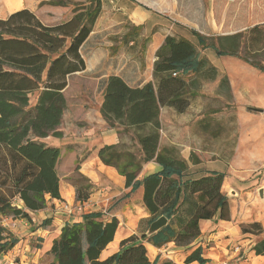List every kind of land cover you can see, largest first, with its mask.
I'll list each match as a JSON object with an SVG mask.
<instances>
[{
	"label": "trees",
	"instance_id": "16d2710c",
	"mask_svg": "<svg viewBox=\"0 0 264 264\" xmlns=\"http://www.w3.org/2000/svg\"><path fill=\"white\" fill-rule=\"evenodd\" d=\"M69 4L70 14L52 23L42 21L28 8L0 18V217L31 221L29 212L45 207L46 196L60 198L55 169L60 148L44 139L60 138L62 134L58 126L66 108L63 90L68 76L85 68L81 46L100 15L102 0H42L38 6ZM257 28L253 25L233 33L204 35L188 27L196 44L184 36L166 35L155 52L153 81L130 86L119 75L107 76L99 107L101 116L109 129L128 136L136 148L125 143L106 144L98 149V157L113 166L129 188L116 202L142 187V203L149 217L139 236L122 239L117 251L101 259V251L114 238L118 219H104L101 211L84 212L81 221L65 223L52 240L51 264H157L156 258L149 262L144 241L155 247L168 242L183 247L184 264L209 262L195 241L200 220L229 219L227 198L221 192L225 174L216 170L192 172L189 163L199 162L197 157L187 160L174 146H161L160 109L185 111L190 99L199 94L200 80L216 78V67L196 45L218 56L240 58L264 72V64L239 54L248 33ZM139 30L140 26H131L123 41L132 39ZM254 41L257 43L250 37L251 45ZM218 89L230 92L226 75L219 78ZM35 91V102L30 105L29 94ZM150 161L159 170L138 178L142 164ZM76 182V200L82 202L89 196L91 185L84 178ZM160 215L168 219L167 225L146 236L148 225ZM50 221L46 217L37 227ZM240 228L242 233L261 232L258 222L241 224ZM17 241L0 223V255ZM251 249L257 255L264 254V238L255 241Z\"/></svg>",
	"mask_w": 264,
	"mask_h": 264
},
{
	"label": "crops",
	"instance_id": "0c3cea01",
	"mask_svg": "<svg viewBox=\"0 0 264 264\" xmlns=\"http://www.w3.org/2000/svg\"><path fill=\"white\" fill-rule=\"evenodd\" d=\"M40 1L42 0H19V4L15 6H4L3 1L4 7L2 6V10H0V18L21 8H28L36 13L35 8ZM110 6L107 1L102 0L100 15L81 46L85 57V68L70 74H84L92 78L95 84L94 92L99 94V101H97V105H66L58 126V130L62 132L60 138L48 136L44 139L47 144L60 148V155L55 165L59 177L60 198L46 196L45 207L29 212L32 223L33 221L39 223L46 217L51 218L48 225L34 228L31 221H27L25 226L29 228L27 237L40 235L43 241L49 239L45 251H49L52 240L59 235L60 229L65 223L81 221V214L84 212L101 211L104 219L108 220L115 216L119 222L113 240L100 253V258L104 259L118 250L122 239L133 234L139 236L142 226H145V220L149 217L142 203V187L130 193L127 198L116 202L129 188L125 187L124 177L113 166L102 163L98 157V149L106 144H129L131 142L128 140V136L107 127L99 107L106 78L110 74L121 76L130 86H141L148 81H153L152 69L156 59V50L161 46L166 35L179 36L180 32L177 27H174L175 25H169L170 30L156 29L154 32L151 31L148 38L145 33H142L144 30L142 26V31H138L132 39L124 42L121 37L125 45L137 44L140 42V37L143 36L148 38L145 40L146 54L142 62L129 54L125 58V53L122 51L121 55L111 56L109 52L111 41L108 36L113 34V31L114 33L120 31L123 36L131 26H138L148 21L151 18V13L149 10H139L128 2H124V6L129 10L123 11L121 14H125L129 20L128 26L126 23L117 25L119 21H115V12L113 19L107 16L110 21L107 25H100L98 20L102 13L110 14L112 12L113 8ZM57 12L60 13V9ZM51 14H55L57 17L53 11ZM118 14L120 15V13ZM55 21L58 20L46 23ZM180 36L194 42L186 35ZM205 56L215 67L219 68L223 75L227 76L231 95L235 101H238L241 86H237L235 78L242 81V63L228 55L218 56L213 53L214 60L208 54ZM219 58L222 61L216 63L215 59ZM68 78L67 81H69ZM244 91L247 96L253 94L249 86H245ZM68 108L72 110L69 111ZM167 111L172 115L176 113L172 107H161L159 144L174 146L184 159L191 156L197 157L199 162L189 163V169L192 172L216 170L225 174L221 192L227 198L229 219L220 220L214 217L199 221L200 234L195 242L201 245L204 256L210 259L205 264H264V254L257 255L251 249L255 241L264 238V116L235 119L237 137L233 153L232 151L229 153V149L227 150L224 146L216 147L213 144L210 120L203 122L201 119H194L190 121L172 117L168 122L162 119L163 113ZM185 122L189 126L186 131L187 135L181 142L176 143V137L179 136L178 131L182 125H185ZM254 126L256 128H251ZM158 170L159 167L156 163L146 162L142 164L138 178ZM79 178H84L85 183L91 185L89 196L82 202L76 200V181ZM61 202L68 204L80 202L82 209L76 210L72 214H66L57 209ZM251 222L260 224L261 232L259 234L241 232L240 225ZM9 230L11 233L14 232V229ZM16 234H20L19 231L13 233L14 237L18 239ZM19 242L20 240L17 241V243ZM143 243L149 262L156 258L157 264H163L166 261H169L170 264H184L181 254L184 250L183 247L176 246L173 242H168L160 247H155L146 241ZM49 256L52 261L50 253Z\"/></svg>",
	"mask_w": 264,
	"mask_h": 264
},
{
	"label": "rangeland",
	"instance_id": "374dc122",
	"mask_svg": "<svg viewBox=\"0 0 264 264\" xmlns=\"http://www.w3.org/2000/svg\"><path fill=\"white\" fill-rule=\"evenodd\" d=\"M77 2L79 0H71ZM107 3L112 6V12L102 13L101 18L98 20L100 25H107L110 21L107 19H113V13L115 12V21H119L117 25L126 26L129 24L125 14H121L123 11L129 9L124 6V2H128L131 6L137 7L139 10H149L150 19L144 24H139L140 32L144 27L142 33L148 36L151 31L156 29L161 30L169 29V25H175L180 32V35H186L190 37L196 44L195 38L190 35L187 28H194L198 32L204 35H218L228 34L235 31L250 28L253 25H257L258 28L248 33V40L242 44L239 54L248 56V59L260 64H264V0H111ZM110 6V7H111ZM109 7V8H110ZM72 4L64 7H54L49 5L36 6L35 11L40 16L42 21L51 22L53 20H59L68 16L71 12ZM60 9V13H58ZM107 10V9H106ZM57 14H51V12ZM120 13V15L118 14ZM128 21V22H127ZM157 23V24H153ZM153 25V26H152ZM143 26V27H142ZM161 27V28H160ZM170 30V29H169ZM122 32H117L108 36L111 41L110 55H121V51L134 56L141 62L145 56V40L148 38L140 37V42L133 45H125L121 39ZM250 37H253L257 41L254 45L250 43ZM198 52L205 56L210 55L214 60L211 49H201L198 45ZM240 61L243 65V71L241 79L235 78L237 86L240 87V95L238 101L231 95L227 89H218V81L223 73L217 69V76L215 79L210 80L203 78L200 80L199 94L190 99L189 105L185 111L179 113L176 112L172 115L169 111L164 112L162 119L164 121H170L172 117H179L185 120H202L203 122L210 120V128L213 131V144L216 147H225L228 152L232 151L235 145L237 133L235 132V119L239 117H261L264 116V72L251 66L247 62L240 58L234 57ZM208 59V58H207ZM216 63L222 61L221 58L215 59ZM209 61V59H208ZM210 64H212L209 61ZM143 65V64H142ZM213 65V64H212ZM219 65V64H218ZM142 67V66H141ZM208 74V72H206ZM68 85L64 91L66 98V105H97L99 101V94L94 92V80L84 74H75L69 76ZM229 83V82H228ZM249 86L252 89V96H247L244 87ZM36 91L29 94V104L32 105L35 102ZM69 111L72 109L68 108ZM187 122L180 127L176 138V143L185 139L188 130ZM251 128H256L251 127ZM234 130V131H233ZM236 133V134H234ZM216 134V136H214ZM135 150V143H129ZM214 158V157H212ZM187 159V158H186ZM188 160V159H187ZM28 220L25 219H11L10 217H0V223L8 227V229H14V232H18L19 243L16 244L14 249L8 250L6 253L0 255V264H51V257L47 249V239L43 241V238L39 235L29 236V228L25 226ZM40 223V222H39ZM37 222L31 225L37 228ZM144 226H142L143 228ZM38 254V255H37ZM182 261L185 256L184 250L181 252ZM38 257V258H37Z\"/></svg>",
	"mask_w": 264,
	"mask_h": 264
},
{
	"label": "water",
	"instance_id": "95a60500",
	"mask_svg": "<svg viewBox=\"0 0 264 264\" xmlns=\"http://www.w3.org/2000/svg\"><path fill=\"white\" fill-rule=\"evenodd\" d=\"M167 223H168V219L164 215H160L148 225L145 231L146 236H150L156 233L159 229L166 226Z\"/></svg>",
	"mask_w": 264,
	"mask_h": 264
},
{
	"label": "built area",
	"instance_id": "2783aa9c",
	"mask_svg": "<svg viewBox=\"0 0 264 264\" xmlns=\"http://www.w3.org/2000/svg\"><path fill=\"white\" fill-rule=\"evenodd\" d=\"M59 211H63L66 214H72L76 210L82 209V204L79 202L77 204H68L66 202H61L57 208Z\"/></svg>",
	"mask_w": 264,
	"mask_h": 264
},
{
	"label": "bare ground",
	"instance_id": "6f19581e",
	"mask_svg": "<svg viewBox=\"0 0 264 264\" xmlns=\"http://www.w3.org/2000/svg\"><path fill=\"white\" fill-rule=\"evenodd\" d=\"M3 1H4V6L6 5H8V6H15V5H18L19 4V0H0V10H2V8L4 7L3 5H2V3H3ZM3 6V7H2ZM7 8V7H6ZM9 8V7H8ZM7 8V9H8Z\"/></svg>",
	"mask_w": 264,
	"mask_h": 264
}]
</instances>
